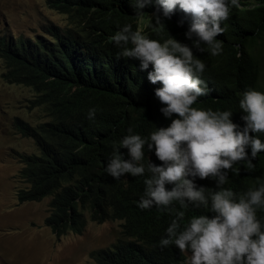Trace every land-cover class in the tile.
Listing matches in <instances>:
<instances>
[{"label":"trees","instance_id":"16d2710c","mask_svg":"<svg viewBox=\"0 0 264 264\" xmlns=\"http://www.w3.org/2000/svg\"><path fill=\"white\" fill-rule=\"evenodd\" d=\"M45 1L50 8L73 17L80 30L49 24L41 33L0 37L2 77L28 87L33 93L29 107L37 108L45 118L35 124L14 120L20 135L31 138L38 149L20 157L19 176L27 187L19 189L17 200L49 197L45 223L57 238L68 231L81 233L86 215L96 222L120 221V237L111 246L92 251L91 261L84 264H184L186 253L174 245L162 248L159 243L166 238L175 211H185V224L193 216L213 213L191 205L181 209L179 204L170 211L155 206L141 209L144 177L126 174L114 179L105 169L113 146L129 135V128L133 134L148 137L170 123L159 111L162 105L154 95L160 85L147 80L151 66L140 71L139 61L120 55L122 50L111 37L131 24L133 31L142 29L150 39L163 42L173 37L191 45L185 38L190 17L177 6L157 32L148 17L156 11L155 0L143 9L142 17L136 15L135 0ZM239 3L221 24L224 32L217 39L223 42L222 53L212 56L203 44L205 51L193 49L206 65L202 79L211 90L193 106L231 111V119L242 128V93L248 89L264 93V0ZM92 108L96 115L89 120ZM256 135L264 142V134ZM248 151L250 154V148ZM121 152L127 159V150ZM146 156L160 164L154 152H146ZM251 163V168L248 161L235 164L238 173L229 172L223 187L242 193L264 183V152ZM195 182L215 189L214 180L197 178ZM257 216L264 222V210Z\"/></svg>","mask_w":264,"mask_h":264},{"label":"clouds","instance_id":"9594fccd","mask_svg":"<svg viewBox=\"0 0 264 264\" xmlns=\"http://www.w3.org/2000/svg\"><path fill=\"white\" fill-rule=\"evenodd\" d=\"M152 3L135 0L136 15L144 16L143 9ZM155 4L156 11L148 14L150 27L159 32L165 27L163 20L170 19L178 6L191 19L185 32L191 45L173 37L163 42L150 39L142 29L133 31L131 24L111 40L122 50L120 55L139 61L140 71L151 66L147 80L160 85L154 95L170 123L148 137L129 128V135L113 146L105 171L114 179L126 174L144 177L141 209L155 206L170 211L179 204L181 209L191 205L213 213L193 216L185 224V211H175L166 238L159 242L162 248L174 245L181 253H189V264H264V222L257 216L264 210V183L242 193L223 187L229 172L238 173L235 164L248 161L251 168V160L264 152V142L256 135L264 134V93L254 89L242 93V128L231 119V111L193 106L211 91L202 79L206 65L193 49L203 52V44L212 56L222 53L223 42L217 39L224 32L221 24L229 19L232 7H240L239 0H155ZM95 115L96 109H89L87 118ZM121 149L127 150V159ZM146 152H154L160 164L153 163ZM197 178L214 180L215 189L197 185ZM166 185H172L171 189Z\"/></svg>","mask_w":264,"mask_h":264},{"label":"rangeland","instance_id":"374dc122","mask_svg":"<svg viewBox=\"0 0 264 264\" xmlns=\"http://www.w3.org/2000/svg\"><path fill=\"white\" fill-rule=\"evenodd\" d=\"M80 30L73 17L50 8L45 0H0V37L41 33L45 25ZM0 58V264H83L92 251L111 246L120 237V221H92L86 213L81 233L56 237L45 223L48 200L19 202L17 192L27 184L20 178V157L38 152L33 140L14 126L19 118L30 124L44 120L29 108L32 91L2 77ZM87 227V228H86ZM186 253L184 264H189Z\"/></svg>","mask_w":264,"mask_h":264},{"label":"bare ground","instance_id":"6f19581e","mask_svg":"<svg viewBox=\"0 0 264 264\" xmlns=\"http://www.w3.org/2000/svg\"><path fill=\"white\" fill-rule=\"evenodd\" d=\"M13 67V66H12ZM30 76V75H29ZM79 142V141H78ZM36 164V163H35ZM36 166V165H35ZM33 175V174H32ZM36 176V175H35ZM37 190V189H36ZM27 195V194H26ZM87 228V227H86Z\"/></svg>","mask_w":264,"mask_h":264}]
</instances>
